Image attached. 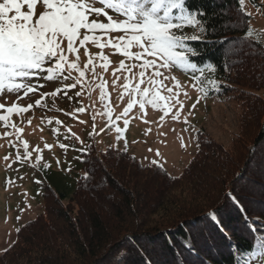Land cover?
I'll return each instance as SVG.
<instances>
[{
    "label": "trees",
    "instance_id": "1",
    "mask_svg": "<svg viewBox=\"0 0 264 264\" xmlns=\"http://www.w3.org/2000/svg\"><path fill=\"white\" fill-rule=\"evenodd\" d=\"M189 4L205 8L209 28H216L207 37L216 43L204 51L211 63L198 66L212 69L218 96L234 93L248 125L244 136L241 132L230 151L199 136L195 156L178 177L125 152L87 151L70 195L44 186L65 207L22 226L0 254V264H255L246 253L264 232L252 233L226 194L239 201L257 228L264 225V98L259 95L264 44L247 38L249 17L236 0ZM212 213L228 238L212 222ZM189 238L197 256L185 250Z\"/></svg>",
    "mask_w": 264,
    "mask_h": 264
},
{
    "label": "rangeland",
    "instance_id": "2",
    "mask_svg": "<svg viewBox=\"0 0 264 264\" xmlns=\"http://www.w3.org/2000/svg\"><path fill=\"white\" fill-rule=\"evenodd\" d=\"M256 1L257 6L249 0H245L242 6L243 13L249 17L246 36L251 41L264 44V0ZM22 10H26V6ZM43 10V6L38 4L36 15L38 16ZM107 11L109 15H115L111 10ZM99 19L107 22L104 16ZM187 30L188 28L184 29L186 34ZM120 34L122 33L108 35L114 37ZM87 48L93 55L100 52L99 48L91 44L87 45ZM103 51L108 57L109 67L107 71H104L97 61L98 78L96 80L92 79L90 71H86V79L91 82L90 88L81 90L80 85H77L76 88L68 90L67 96L63 91L55 97L48 95L42 100V104L46 107H40L36 106L35 101L41 98L42 93H51L73 82L72 80L59 81L56 78L51 81L40 79L38 82L45 86L23 99L18 100L15 94L7 93L0 98V104L5 106L0 109V114L4 115H7L6 108L13 103L22 107L33 105L27 112L10 116V122L22 129L19 140L16 137L15 128L5 129L3 122H0V254L14 243L17 229L37 217L44 216L47 210L51 212L55 208L65 207V203L58 204L53 194L44 186L48 185L52 189L70 195L77 179L83 174L80 163L82 155L89 150L125 152L142 165H152L150 163L152 160H158L160 168L170 176L178 177L195 156L199 136L206 137L223 151H230L241 132L243 136L246 133L248 125L244 124L243 107L237 102L233 92L220 97L216 93L219 89L212 90V85L208 81L214 80L218 85L219 81L213 77L212 69L206 66L202 67L204 73L202 85L201 81H195L192 78L193 75H199L198 72L193 74L191 70L185 72L177 69H172L170 73L165 72V75L170 76L169 80L164 81L165 85L173 86L171 77H175V81L181 86L180 95L172 100L160 101L155 107L146 103L143 111L138 104H135L127 117L117 120L116 117L123 112L129 99L122 87L123 76H129L131 87L138 79V75L134 77L132 73L138 74L139 68H133L132 73L117 71L115 75L120 79L116 80L115 85L112 83L115 79L113 70L119 68L121 60H124L126 65L138 62L126 59L111 47ZM79 53L80 67L83 68L88 57L84 55V48H81ZM72 59L74 57L69 55V60ZM43 75L46 74H41ZM72 75L75 77L78 74L73 72ZM101 77L105 84L104 100L100 99V89L97 87L101 83ZM36 82L33 81V83ZM193 84L197 87L194 88ZM144 86L142 84L141 88ZM78 91L81 92L80 96L75 95ZM176 91L177 89L173 88V95ZM122 92L124 95L120 98ZM185 92L187 96L184 95ZM161 95L168 97L170 94L166 90H161ZM259 95L264 98V93ZM69 96L72 97L71 100L68 99ZM136 99L138 100L139 97L137 96ZM177 99L184 104V107L180 109L179 119L173 120L172 116L179 109V104H176ZM165 104L171 111L165 108ZM193 104H196L195 108L192 107ZM79 107H84L85 111L75 112V109ZM166 111H168L167 115H165ZM105 112L111 113L110 123L108 116L104 115ZM69 113L72 115H68ZM124 119L129 121L127 127L124 126ZM56 120L62 121V124L57 125ZM93 125H95L94 132ZM117 127L121 129L119 139H117ZM53 129H56V132ZM5 131L9 132L8 137H4ZM20 140L28 144V151L32 153L28 162L15 161L17 154L20 156L24 154ZM10 141L15 147L9 146ZM61 143L69 146L67 151L59 147ZM45 144L51 145V149L45 148ZM36 148L40 149L39 155L42 157L39 162L35 159L38 154L34 151ZM157 151L159 156L156 155ZM5 155L10 157L8 162L3 159ZM7 164H11V168H7ZM45 164L48 165L47 168L44 167Z\"/></svg>",
    "mask_w": 264,
    "mask_h": 264
},
{
    "label": "snow or ice",
    "instance_id": "3",
    "mask_svg": "<svg viewBox=\"0 0 264 264\" xmlns=\"http://www.w3.org/2000/svg\"><path fill=\"white\" fill-rule=\"evenodd\" d=\"M236 3L243 14L242 6L245 0H236ZM38 4L42 5L44 10L37 16L36 7ZM98 4L101 6H97ZM25 6L26 10H22ZM107 10H111L115 15H109ZM209 15L202 6L190 7L189 0H3L0 2V98L4 93H7L15 94L18 100L23 99L45 86L38 82L40 79L51 81L56 78L59 81H73L51 93H42L41 98L35 101L36 106L40 107H46L42 104V100L48 95L55 97L63 91L67 96L68 90L76 88L77 85H80L81 90L86 87L90 88L91 82L86 79V71H90L92 79L96 80L98 78L97 61H99V67L107 71L109 60L103 50L111 47L126 59L138 62L126 65L124 60H121L119 68L113 70L115 76L113 85L117 79H120L115 75L117 71L132 73L133 68H139L138 74L132 73L134 77L138 75L137 82L133 86L130 87L129 76H123L122 87L127 92L129 99L127 106L116 119L127 117L135 104L139 105L141 111L145 108L146 103L155 107L160 101L172 100L180 95L181 86L175 81V77H171L173 86L165 85L164 81L170 79V76L165 75V72L170 73L172 69L185 72L191 70L193 74L198 72L200 74L193 75L192 78L195 81H201V85L203 84L204 73L198 64L211 63L204 58L205 46L216 43V41L207 39L208 35H214L216 31L215 26L209 28ZM212 15L214 16V14ZM101 16L106 18V23L99 19ZM185 28H191L192 34H186ZM109 33L122 34L113 37L109 36ZM89 44L99 48L100 52L95 55L89 53L87 48ZM81 48H84V55L88 57L83 68L80 67L79 50ZM132 48L137 50L131 51ZM69 55L74 59L69 60ZM190 56L197 58L196 62L190 60ZM73 72L78 75L74 77ZM41 74L46 75L41 76ZM100 79L101 83L97 87L100 89V99L104 100L105 84L102 77ZM34 80L37 82L33 83ZM208 83L212 85V90H218L220 87L214 80H210ZM142 84L145 85L143 88H141ZM193 87L195 88L197 85L193 84ZM173 88L177 89L174 95ZM161 90H166L170 95L162 96ZM75 95L80 96L81 92L78 91ZM123 95L122 92L120 98H123ZM184 95L187 96V93L185 92ZM68 99L71 100L72 97L69 96ZM176 104H179V109L172 116L173 120L179 119L180 109L184 107V104L178 99ZM4 107L3 104H0V109ZM32 107V104L22 107L13 103L6 108L7 115L0 114V122H3V127L5 129L15 128L18 140L22 129L10 122V116L27 112ZM192 107L195 108L196 104H193ZM165 108H168L167 104H165ZM84 111V107L75 109L77 113ZM168 111L171 109L168 108ZM168 111L165 112V115L168 114ZM104 115L108 116L110 123L111 113L105 112ZM28 123L30 124L31 121L29 120ZM49 123L51 124L52 121L50 120ZM55 123L60 125L62 121L56 120ZM80 123H84V121H80ZM123 123L127 127L128 119H124ZM185 130L187 131V129ZM53 131L56 132V129ZM94 131L95 125H93ZM116 132L118 133L117 139H119L121 129L117 127ZM3 135L8 137L9 132L5 131ZM20 143L23 145L24 154L23 156L17 154L15 161L28 162L32 153L28 151L26 142L20 140ZM9 146L15 147L11 141ZM44 147L51 149L52 146L45 144ZM59 147L67 151L69 146L61 143ZM34 151L38 153L35 159L39 162L42 159L39 155L40 149L36 148ZM156 155L159 156L158 151ZM3 159L8 162L10 157L5 155ZM57 163L59 164V160ZM150 163L160 167L158 160H152ZM6 166L11 168V164ZM44 167L47 168L48 165L45 164ZM226 199H230L244 213L245 222L250 226L249 230L252 233L264 232V225L257 228L256 221L248 220L243 206L231 193L226 194ZM211 220L228 238L223 224L220 223L215 213L211 214ZM256 239L258 243L246 255L253 259L255 264H264V235H257ZM229 242L231 244L230 238ZM184 247L190 254L198 255L190 238L184 242ZM232 247L236 248L235 245ZM236 250L239 251V249ZM147 264H151V261H147ZM200 264H203V261Z\"/></svg>",
    "mask_w": 264,
    "mask_h": 264
}]
</instances>
